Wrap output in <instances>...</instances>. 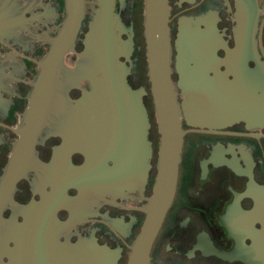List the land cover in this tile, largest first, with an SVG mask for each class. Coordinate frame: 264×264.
<instances>
[{"label": "flooded vegetation", "instance_id": "flooded-vegetation-1", "mask_svg": "<svg viewBox=\"0 0 264 264\" xmlns=\"http://www.w3.org/2000/svg\"><path fill=\"white\" fill-rule=\"evenodd\" d=\"M113 2L106 18L103 0H84L29 168L0 213V264L128 261L153 195L160 134L146 0ZM168 10L186 135L150 264H264V0H168ZM67 12V0H0V180ZM107 25L114 30L108 71L100 56ZM185 43L229 113L242 116L191 117L200 97L180 85Z\"/></svg>", "mask_w": 264, "mask_h": 264}, {"label": "water", "instance_id": "water-1", "mask_svg": "<svg viewBox=\"0 0 264 264\" xmlns=\"http://www.w3.org/2000/svg\"><path fill=\"white\" fill-rule=\"evenodd\" d=\"M67 2L68 12L62 29L40 62V70L29 107L23 123L15 130L19 137L0 180V213L29 168L37 138L50 106L57 67L72 43L82 19L84 0H67ZM113 8V0H103L106 18L113 16ZM169 22L168 0H146L145 36L148 71L160 134V154L158 175L147 216L132 245L126 264H150L154 242L177 191L186 131L181 125L177 93L172 78V43ZM105 28L107 33L100 56L102 64L108 71L114 63L112 50L114 30L109 25ZM185 45L191 52L184 48L181 56L178 57L180 85L184 89L195 91V95L200 97L198 104L193 105L194 108L192 106L191 117L196 116L199 120H205L211 113L214 115L213 119L228 120L242 116L244 112L237 109H232L229 113L225 94L219 87H215L216 85H209L208 72L198 66L201 61L199 62L194 47L189 43ZM262 105V114L258 113V115L264 122V99Z\"/></svg>", "mask_w": 264, "mask_h": 264}]
</instances>
